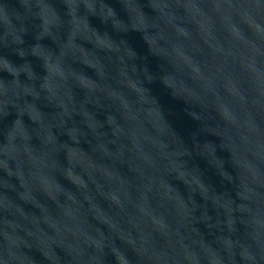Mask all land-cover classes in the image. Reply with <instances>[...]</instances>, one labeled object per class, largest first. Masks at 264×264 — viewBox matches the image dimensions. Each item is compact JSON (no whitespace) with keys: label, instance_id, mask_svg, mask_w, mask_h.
<instances>
[{"label":"water","instance_id":"water-1","mask_svg":"<svg viewBox=\"0 0 264 264\" xmlns=\"http://www.w3.org/2000/svg\"><path fill=\"white\" fill-rule=\"evenodd\" d=\"M0 264H264V0H0Z\"/></svg>","mask_w":264,"mask_h":264}]
</instances>
